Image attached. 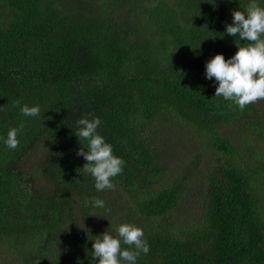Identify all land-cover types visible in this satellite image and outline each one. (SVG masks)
<instances>
[{"label": "trees", "instance_id": "trees-1", "mask_svg": "<svg viewBox=\"0 0 264 264\" xmlns=\"http://www.w3.org/2000/svg\"><path fill=\"white\" fill-rule=\"evenodd\" d=\"M251 2L0 0V264H98L93 241L124 223L149 244L136 264H264V100L240 110L206 78L207 61L246 46L226 26ZM84 117L124 161L113 190L82 169ZM174 123L204 140L200 215L181 224L186 181L162 137Z\"/></svg>", "mask_w": 264, "mask_h": 264}, {"label": "clouds", "instance_id": "clouds-1", "mask_svg": "<svg viewBox=\"0 0 264 264\" xmlns=\"http://www.w3.org/2000/svg\"><path fill=\"white\" fill-rule=\"evenodd\" d=\"M232 23L226 26V33L239 40H246V46H238L236 53L229 59L222 54H216L206 62V78L218 82L215 90L216 97L243 110L247 105L264 100V7L252 0L245 11L232 12ZM14 106H20L15 101ZM22 115L36 117L40 114L39 106L20 107ZM101 124L99 117L81 118L76 121V136L79 140H86L87 151L80 148L78 156H82L87 163L83 171L90 174L95 181L98 192L106 189L113 190L115 185L112 178L121 174L124 161L113 154L112 146L97 132ZM11 128L5 139L6 146L15 150L19 146L17 134L23 129ZM91 203L94 207L103 208L104 201L98 198L85 200V206ZM114 237L108 231L97 236L93 241L92 257L98 258V264H136L138 257L148 254L150 248L144 239V232L140 227L132 224H120ZM127 245V248H122Z\"/></svg>", "mask_w": 264, "mask_h": 264}, {"label": "rangeland", "instance_id": "rangeland-1", "mask_svg": "<svg viewBox=\"0 0 264 264\" xmlns=\"http://www.w3.org/2000/svg\"><path fill=\"white\" fill-rule=\"evenodd\" d=\"M180 125L174 123L168 125L162 131V137L168 138L164 148L167 151V163L169 176L184 177L186 186L184 187V196L176 213L172 214L175 222L180 223L181 220L186 218H198L200 215L201 207V193L198 190L200 183V176L196 172V168L191 169L193 166L192 160L198 154L201 146L204 144L202 135H199L192 127L185 124L183 129L179 128ZM208 163V155L205 159L201 160L198 170L206 172ZM181 224V223H180Z\"/></svg>", "mask_w": 264, "mask_h": 264}]
</instances>
